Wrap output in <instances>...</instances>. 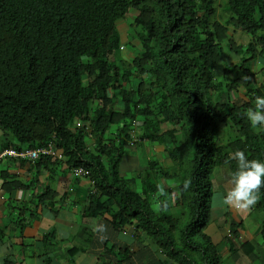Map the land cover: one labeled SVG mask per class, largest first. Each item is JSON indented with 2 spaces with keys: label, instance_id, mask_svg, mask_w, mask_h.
I'll list each match as a JSON object with an SVG mask.
<instances>
[{
  "label": "trees",
  "instance_id": "obj_1",
  "mask_svg": "<svg viewBox=\"0 0 264 264\" xmlns=\"http://www.w3.org/2000/svg\"><path fill=\"white\" fill-rule=\"evenodd\" d=\"M223 3L225 16L216 14L215 0H0V148L52 140L64 168L81 166L92 182L82 217L104 220L115 233L133 226L131 236L169 264L219 263L218 244L205 230L210 174L215 166L235 170L237 149L264 160V131L253 130L245 115L254 97L264 96V0ZM127 7L136 10L139 49L126 64L118 58L119 67L114 23ZM235 27L247 35L244 44ZM72 118L82 120L78 128L71 129ZM145 138L166 141L162 158L170 164L148 160L137 191L118 163L126 144ZM189 150L192 187L177 181L172 196L163 180L175 172L167 167ZM183 201L182 225L183 212L167 206ZM251 209L264 211V187ZM237 225L229 222L233 231ZM259 233L264 240V216ZM113 248L103 253L112 255L109 264H129L128 248ZM66 251L71 263L77 249Z\"/></svg>",
  "mask_w": 264,
  "mask_h": 264
},
{
  "label": "crops",
  "instance_id": "obj_2",
  "mask_svg": "<svg viewBox=\"0 0 264 264\" xmlns=\"http://www.w3.org/2000/svg\"><path fill=\"white\" fill-rule=\"evenodd\" d=\"M128 155L133 160L132 165L125 161L129 169L144 168L134 153ZM55 163L42 160L33 165L12 158L0 161V264H109L113 261L112 255H103L109 247H127L131 255L129 264L170 263L158 249L147 245L144 238L131 236V228L115 233L104 220L94 219L108 229L106 239L102 242L97 239L94 223L84 224L81 215L88 181L73 178L62 164ZM43 190H47L45 199L40 200L38 196ZM220 205L223 213L218 221L212 219L211 230L207 231L218 244V264L223 258H228L230 264H261L264 260V240L259 233L262 217L258 223L244 228L242 220L252 209L243 211L221 202ZM259 214L263 216L264 211ZM231 221L238 224L234 226L236 231L230 228ZM82 229L89 230L90 234L85 235ZM70 247L77 249L71 263L66 256Z\"/></svg>",
  "mask_w": 264,
  "mask_h": 264
},
{
  "label": "clouds",
  "instance_id": "obj_3",
  "mask_svg": "<svg viewBox=\"0 0 264 264\" xmlns=\"http://www.w3.org/2000/svg\"><path fill=\"white\" fill-rule=\"evenodd\" d=\"M223 2L224 0H215V3H216L215 7H216L217 15L221 13L223 16L227 15L226 12L222 11L224 7ZM129 10H135V9L132 7H127L125 14ZM135 14H136V10H135ZM135 14L132 16V18L135 16ZM132 18H131V21H132ZM129 26L132 28L133 34H134L135 30L132 27L131 22ZM116 30L118 33H120L118 31V27L116 28ZM119 37H120V34H119ZM136 45H137L136 47L139 49L138 43H136ZM121 49H124V44H122L121 41H119V46L117 49L118 51L115 53V58H116L115 64L118 66L122 62V61H119L118 58L124 60L126 64V62L132 56L131 54L126 60L123 59L124 57H121L119 55V53H121ZM94 103H96V101H94ZM253 105H254L253 107H249L248 109H246L245 115L253 130L264 131V96H261V95L255 96L253 100ZM115 106H118V105H114L113 107ZM81 121L82 120L80 119L72 118V121L70 123L71 129L78 128L81 125ZM136 124L139 125V123L137 122ZM83 127L88 128V129L90 128L89 125L84 124V123H83ZM135 129L137 133L140 134L139 128H135ZM0 135H1V132H0ZM51 137H53V135H51ZM145 140L151 143H157L159 144L158 146L164 145V142H161L160 138H158L157 140H149L145 138V139H141L140 142H138L137 139L131 140L128 144L125 145V148L126 146H136L137 144H140L142 141H145ZM92 145H93V141H89L90 148L92 147ZM163 147H165V145ZM152 148H153V145H151L150 149L152 150ZM143 149L146 150L145 148ZM153 149L155 152L159 150H161L162 152L163 150V148L159 149L157 147ZM4 150H13L17 152L25 151V150H44V152H40V153L38 152L34 158H29L27 156L20 157V156L3 155V156H0V161L6 158H12V159H20V160H23L24 162L26 161L28 164L35 165L38 159L42 157L43 160H49L50 163L55 162V161L58 163L61 162V164L64 166V164L62 163L63 156L61 153V148L55 147L52 140H49L43 143L42 145L36 146L34 148H20V149H15L12 147L0 148V153ZM231 159L236 162V168L231 173V176H230L231 187L224 194H222V196L220 197V200H221L222 205L224 206H231L239 210L248 211L252 207H254L255 204L258 202V200L260 199V189L264 187V160H261L258 158L250 159L248 154L244 150H241V149L235 150L231 156ZM162 162H164V164H167V165L170 164L169 159L167 158H165V160L162 159ZM144 168H145V165H144ZM144 168H142L138 172L144 170ZM74 169H81L82 173L75 175ZM67 170L69 171V173L72 175L73 178L82 177L88 181L89 186L92 185V182L88 180L86 170L83 169L81 166H72ZM191 187H192V179L189 177L185 179V181L183 182V189L188 190ZM89 203H90V199L86 197L84 200V206L89 205ZM125 228L127 229L131 228V232H132L133 226H128ZM93 232L97 234V239H99L102 242L104 239L107 238L108 229H107V226L104 225L103 223L95 222L93 225Z\"/></svg>",
  "mask_w": 264,
  "mask_h": 264
},
{
  "label": "rangeland",
  "instance_id": "obj_4",
  "mask_svg": "<svg viewBox=\"0 0 264 264\" xmlns=\"http://www.w3.org/2000/svg\"><path fill=\"white\" fill-rule=\"evenodd\" d=\"M134 14H135V10H129L122 18L117 19L114 23L115 28L118 27V31L120 32L119 33L120 34V41L122 44H124V49H121V53H119V55L121 57H124L123 59H125V60L131 54L134 55L138 51V48L136 47L137 46L136 40L133 39L135 37V35L133 34L132 28L129 26V24L131 22V18ZM233 36L235 37V39L238 42H240V44H244L246 41V38H247V35L243 34L241 32V30L237 27H235V32H234ZM119 65H120L119 67H121V66L124 67L123 62H121ZM259 67H260V65L256 64L254 72H253V79L257 83L260 82V80H261L260 73L258 72ZM218 74H220V71ZM216 78H219V77H216ZM114 108H117V106H115ZM151 145H153V148L157 147L160 149V148H163L164 145L166 146V143H164V145L158 146L159 144H157V143H151V142L145 140V141H142L140 144H137L136 146H126L125 156L123 157V159H121V161L119 163L120 167H121V169L118 171L119 175L124 177V178L132 177L134 179V185H135V189L137 191L140 189L139 188V180L142 179L144 177V175H143V177L139 175V172H138L139 169L138 170H134L133 168L129 169L130 166L125 161H128L130 163V165H132L133 160L129 157L128 154L130 153L132 155L134 153L140 161V164H141L140 166H143L144 164H146V162L148 160H155L158 164H162V159L163 160H165V159L162 158L161 150L155 152L153 148H152V150L150 149ZM155 145H157V146H155ZM143 148H145L146 150H144ZM190 153H191V151L189 150L188 154L180 162H175V163L172 162L171 166L167 167L170 172L171 171L175 172V177L169 176L163 180L166 185L172 186L169 188L168 191H170V189H171V192L174 191L173 186L177 181H180L182 179H183V181H185V179L188 178V175H189L190 169H191L190 168V160H189L190 159ZM233 171H231V169H227L226 166L222 165V166H215L213 168L211 174H210L212 195H211V208H210V212H209V222L205 227L206 231L211 230L209 228V226L213 225L212 219H215L216 221H218L217 220L218 217H220V215L223 213V209L221 208V205H220V202H221L220 197L222 196V194H224L231 187L230 176H231V173ZM173 194L170 193V195H173ZM169 202L173 203L172 199H170ZM152 207H155V205H152ZM176 207H178L179 210H181L184 214V215H181V220H180L181 224L183 225L185 220L188 219V217L186 216L187 207H186L185 201L181 202L180 205L178 204L175 207L174 206H167V209L174 212V211H177V210H175ZM226 216H229L228 211H226ZM263 216H261L259 214V211H252L250 215L243 218L242 225L244 228H248L253 223H258L259 218H261ZM83 223L90 226L93 223H95V220L92 218H89V217H83ZM212 234H213V232H212ZM126 238H127V236H126ZM105 247H107V246H105ZM113 251H116V249L113 248ZM228 260H229L228 258H227V260L225 258H223L222 262L220 264H230V262ZM260 262H262L261 264H264V260L260 261Z\"/></svg>",
  "mask_w": 264,
  "mask_h": 264
},
{
  "label": "built area",
  "instance_id": "obj_5",
  "mask_svg": "<svg viewBox=\"0 0 264 264\" xmlns=\"http://www.w3.org/2000/svg\"><path fill=\"white\" fill-rule=\"evenodd\" d=\"M40 152H44V150H25V151H13V150H4L0 153V156L3 155H8V156H20V157H24L27 156L29 158H34L37 153ZM82 170L81 169H74V174L78 175L81 174Z\"/></svg>",
  "mask_w": 264,
  "mask_h": 264
}]
</instances>
